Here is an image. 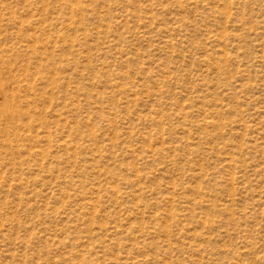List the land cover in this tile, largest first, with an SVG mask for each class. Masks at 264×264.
Instances as JSON below:
<instances>
[{"label":"rangeland","instance_id":"obj_1","mask_svg":"<svg viewBox=\"0 0 264 264\" xmlns=\"http://www.w3.org/2000/svg\"><path fill=\"white\" fill-rule=\"evenodd\" d=\"M0 264H264V0H0Z\"/></svg>","mask_w":264,"mask_h":264}]
</instances>
